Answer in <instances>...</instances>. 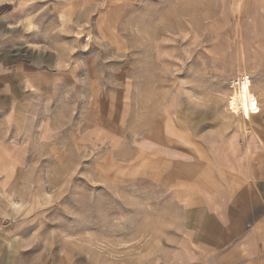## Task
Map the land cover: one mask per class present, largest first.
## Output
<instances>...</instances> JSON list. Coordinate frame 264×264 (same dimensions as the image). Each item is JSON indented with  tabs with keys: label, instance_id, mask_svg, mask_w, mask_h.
<instances>
[{
	"label": "rangeland",
	"instance_id": "374dc122",
	"mask_svg": "<svg viewBox=\"0 0 264 264\" xmlns=\"http://www.w3.org/2000/svg\"><path fill=\"white\" fill-rule=\"evenodd\" d=\"M0 4L16 13L19 31H34L66 53L69 75L55 94L0 106V216L43 240L55 232L57 241L73 247L98 225L101 248L130 258L152 242L158 225L149 215L136 225L142 238L120 236L127 210L121 203L156 202L137 187L124 191L121 181L108 182V169L111 175L122 162L121 153L108 152V141L146 133L166 109L211 107L216 118L232 116L227 100L240 77L246 107L232 117L243 132L257 135L252 123L264 106V0ZM108 210L118 218L109 225L117 237L109 241L102 218Z\"/></svg>",
	"mask_w": 264,
	"mask_h": 264
},
{
	"label": "crops",
	"instance_id": "0c3cea01",
	"mask_svg": "<svg viewBox=\"0 0 264 264\" xmlns=\"http://www.w3.org/2000/svg\"><path fill=\"white\" fill-rule=\"evenodd\" d=\"M4 4L0 106L55 94L69 75L66 53L51 49L34 31H19L16 13ZM189 107L164 110L146 133H125L113 144L108 136V152L121 153L122 161L111 175L108 169V182L121 181L124 191L137 187L156 202L119 205L127 209L122 239L142 238L136 225L147 223L148 215L158 225L135 258L101 248L98 225L71 247L57 241L55 232L43 240L0 216V264H264V106L252 123L257 135L243 132L229 114L216 118L211 107ZM108 213L102 217L107 241L117 237L109 226L116 212Z\"/></svg>",
	"mask_w": 264,
	"mask_h": 264
},
{
	"label": "bare ground",
	"instance_id": "6f19581e",
	"mask_svg": "<svg viewBox=\"0 0 264 264\" xmlns=\"http://www.w3.org/2000/svg\"><path fill=\"white\" fill-rule=\"evenodd\" d=\"M240 84V77L232 81L231 88L233 89V91L231 92L227 100V110L230 111V114H232V116L236 118H238L242 114L244 108L246 107L245 97L241 91Z\"/></svg>",
	"mask_w": 264,
	"mask_h": 264
},
{
	"label": "snow or ice",
	"instance_id": "6c2138e0",
	"mask_svg": "<svg viewBox=\"0 0 264 264\" xmlns=\"http://www.w3.org/2000/svg\"><path fill=\"white\" fill-rule=\"evenodd\" d=\"M253 111H256L255 103H253ZM245 114L247 115V111L245 112Z\"/></svg>",
	"mask_w": 264,
	"mask_h": 264
}]
</instances>
